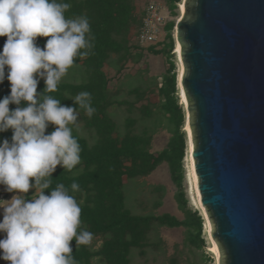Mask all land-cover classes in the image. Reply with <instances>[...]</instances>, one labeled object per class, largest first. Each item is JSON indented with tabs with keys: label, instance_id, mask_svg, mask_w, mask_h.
<instances>
[{
	"label": "trees",
	"instance_id": "1",
	"mask_svg": "<svg viewBox=\"0 0 264 264\" xmlns=\"http://www.w3.org/2000/svg\"><path fill=\"white\" fill-rule=\"evenodd\" d=\"M181 0H167L170 10L173 12ZM51 2V0H50ZM57 3L71 5L65 17L75 19L81 16L87 17L90 23V37L95 39L91 42L94 47L87 57L78 56L75 64L85 67L86 78L84 81L73 83L60 81L58 90L45 92V81L39 79L37 92L60 100L61 106L77 109L80 113L85 129L93 131L96 140L89 143L88 139L72 131L81 147L80 163L71 171L57 166L52 174V183L44 194L50 195L57 185L64 184L82 209L81 225L79 231L93 234V237L101 239L98 248L92 245H82L71 242L73 256L77 264H93L97 259L102 264H131V253L137 251L140 257L146 255L147 249H156L159 241L151 238V234L157 227L185 229V242L197 249L204 246L201 237L202 219L196 211L191 212L187 208L186 199L182 190H177L174 199L178 209L183 213L179 219L169 213L142 214L135 213L126 205L127 195L125 192L124 179L132 180L150 175L156 168L165 163L168 167L170 178L178 189L183 179L182 160L184 157L185 141L180 128L183 122L182 109L178 104L176 96V73L173 55V39L171 32L174 21L164 25L166 42L160 49L153 45L147 47L154 55L166 57L168 69L161 76V82L157 93L161 98L160 110L166 116L168 123L172 126L171 136L165 147L154 153L150 150L152 135L148 130L140 133L134 132L135 119H125V131L117 132V123L108 113L113 104H121L116 101L108 88L109 80L104 71V66L112 56L124 66L127 61L139 60L142 57L137 43L129 42L131 28L138 29L142 13L136 15L133 0H56ZM135 30V32H136ZM134 32V33H135ZM134 35V34H133ZM7 37H0V53L3 51ZM37 46L43 49L47 38L38 37ZM135 48V49H134ZM86 49H81L83 53ZM8 69H5V80L0 83V101L10 95L11 85L7 79ZM89 92L92 96V107L96 112L89 117L86 110L75 104V97ZM138 98L144 97V92L138 87L133 89ZM10 110L18 107L9 105ZM19 107H27L22 102ZM142 114L150 116L148 107H142ZM55 131L54 125H49L46 134ZM13 130L0 132V145L4 140L11 142ZM34 184L35 181L32 180ZM77 183L80 186L78 192H73L71 185ZM159 202L155 206H159ZM6 238L5 232H0V240ZM147 264V263H142Z\"/></svg>",
	"mask_w": 264,
	"mask_h": 264
},
{
	"label": "clouds",
	"instance_id": "2",
	"mask_svg": "<svg viewBox=\"0 0 264 264\" xmlns=\"http://www.w3.org/2000/svg\"><path fill=\"white\" fill-rule=\"evenodd\" d=\"M70 8L56 0H0V37H7L0 53V83L7 68L11 85L10 95L0 101V132L13 130L11 142L0 145V184L10 193L38 191L30 201L24 195L0 201V232L6 233L0 250L9 264H77L71 242L90 245L93 240L92 233L79 231L82 209L64 184L44 194L57 166L71 171L81 162L80 144L69 127L78 120L77 109L44 94L57 91L76 58L87 57L94 47L89 20L66 18ZM38 37L47 38L43 49ZM39 79L45 81L43 94L37 92ZM91 101L89 92L74 99L89 117L96 112ZM22 102L27 107H19ZM11 104L18 107L10 110ZM50 124L55 131L46 134ZM71 189L78 192L80 186L73 183Z\"/></svg>",
	"mask_w": 264,
	"mask_h": 264
},
{
	"label": "water",
	"instance_id": "3",
	"mask_svg": "<svg viewBox=\"0 0 264 264\" xmlns=\"http://www.w3.org/2000/svg\"><path fill=\"white\" fill-rule=\"evenodd\" d=\"M174 29L218 264H264V0H186Z\"/></svg>",
	"mask_w": 264,
	"mask_h": 264
},
{
	"label": "rangeland",
	"instance_id": "4",
	"mask_svg": "<svg viewBox=\"0 0 264 264\" xmlns=\"http://www.w3.org/2000/svg\"><path fill=\"white\" fill-rule=\"evenodd\" d=\"M135 5V13L139 15L143 12V9L149 3H158L163 7V15L165 24L169 21H178L180 14L179 2L177 8L172 12L169 8L167 0H133ZM175 28V25H174ZM173 28L171 35L173 39V49L171 51L173 55V61L175 63L176 79L179 73V59L175 52V29ZM136 27L133 26L130 32L129 42L133 44V34ZM166 42L164 29L158 35V40L153 45L156 49H160ZM148 44L139 45L137 50H141L142 57L135 61H127L124 66L120 67L119 62L116 60V56H112L109 62L104 66V71L109 80L108 88L112 92L113 98L121 102V104H113L108 109V113L111 118L117 123V132L119 134L125 131V119L132 117L136 123L133 128L134 132L140 133L142 130H148L152 135V142L150 150L154 153L163 149L171 136L172 127L163 113L160 110L161 98L157 93V89L161 82V76L168 69L166 57L163 55H154L147 49ZM135 49V48H134ZM86 78L85 67L81 64L74 65L68 70L66 76L61 81L78 83L84 81ZM139 88L144 92L143 98H138L133 89ZM176 84V90H177ZM177 101L182 109L183 122L180 128V132L183 133L185 148L184 157L182 160L183 167V179L181 181L180 188L175 186L170 178L168 167L165 163L159 165L155 171L150 175L142 178H136L125 181V192L127 195L126 205L135 213H152L161 214L169 213L175 215L179 219L183 218V213L178 209L177 203L174 199V194L177 190H182L185 195L186 204L188 210L191 212L196 211L202 219L201 237L204 240V246L201 249H197L188 245L185 242V229L183 227L167 228L157 227L151 234V238L155 241H159V246L154 248H148L146 255L140 257L137 251L131 253V264H215L212 253L209 251V241L205 234L204 219L201 211L195 205L190 192V186L187 176V139L184 130L185 122V109L184 104L181 102L178 90L176 91ZM149 108L151 115L145 116L142 114V107ZM72 131L88 139L89 143H93L96 140V135L93 131L85 129L83 121L79 113L76 124L69 125ZM35 188L31 189L26 194H20L18 192H7L6 186L0 184V201H10L13 196L24 195L26 201L34 199L38 195V191ZM159 202V206H155V203ZM4 209L0 207V223L3 222ZM101 239L99 237H93L91 242L92 248H98ZM3 252L0 250V264H9L3 258ZM93 264H102L97 259L93 260Z\"/></svg>",
	"mask_w": 264,
	"mask_h": 264
},
{
	"label": "bare ground",
	"instance_id": "5",
	"mask_svg": "<svg viewBox=\"0 0 264 264\" xmlns=\"http://www.w3.org/2000/svg\"><path fill=\"white\" fill-rule=\"evenodd\" d=\"M185 3H186V0H181V2L179 3L180 14L178 16V20H180L184 17ZM174 33H175V37H176V30L174 31ZM175 41H176L175 52L177 53L178 59H179V73H178V78H177V88L178 89L177 90H178L181 102L184 104V109H185V114H186L185 122H184V130H185L186 139H187L186 161H187V176H188V181H189V186H190V192H191L192 199H193L195 205L199 208V210L201 211V213L203 215L205 234H206L208 241H209V251L213 255V258L215 260V264H218L216 248H215V241H214V238L212 237V225H211L209 217L206 213L205 208L201 204L200 193L198 190L197 173H196V169H195L194 159L192 156L193 148H192L189 118H188V112H187L186 95H185V91H184V88L182 85L184 66H183L182 58H181V45L178 42V40H175Z\"/></svg>",
	"mask_w": 264,
	"mask_h": 264
},
{
	"label": "built area",
	"instance_id": "6",
	"mask_svg": "<svg viewBox=\"0 0 264 264\" xmlns=\"http://www.w3.org/2000/svg\"><path fill=\"white\" fill-rule=\"evenodd\" d=\"M163 7L158 3H149L142 12L141 23L133 35V40L138 45L155 44L158 35L163 30L165 19Z\"/></svg>",
	"mask_w": 264,
	"mask_h": 264
}]
</instances>
